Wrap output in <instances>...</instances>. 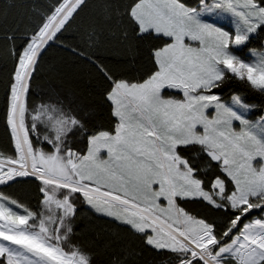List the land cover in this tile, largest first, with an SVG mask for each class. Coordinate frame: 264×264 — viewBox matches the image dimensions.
<instances>
[{"label": "snow or ice", "instance_id": "6c2138e0", "mask_svg": "<svg viewBox=\"0 0 264 264\" xmlns=\"http://www.w3.org/2000/svg\"><path fill=\"white\" fill-rule=\"evenodd\" d=\"M85 2L58 0L20 49L14 34L4 37L16 61L6 114L14 154L0 152V186L34 180L43 198L34 211L0 191V264H91L70 241L78 201L167 264H264V117L253 123L251 105L216 91L237 79L264 93V52L251 62L234 54L264 32V0H128L124 38L159 41L154 67L133 82L98 65L114 121L88 135L81 153L68 143L86 131L81 121L54 105L30 109L28 93L41 55ZM187 202L222 215V228Z\"/></svg>", "mask_w": 264, "mask_h": 264}, {"label": "trees", "instance_id": "16d2710c", "mask_svg": "<svg viewBox=\"0 0 264 264\" xmlns=\"http://www.w3.org/2000/svg\"><path fill=\"white\" fill-rule=\"evenodd\" d=\"M128 0H86L81 9L40 57L31 80L28 106L54 105L75 116L86 131L69 134L73 150L87 151V136L100 130H110L114 118L106 99L109 81L99 71L103 65L115 78L140 81L153 70L152 50L159 41L137 40L129 32L121 13ZM196 5L197 0H185ZM58 0H0V152L13 155L14 147L6 123L7 98L16 61L10 53L11 45L5 35H15V46L20 49L38 23L42 14L50 12ZM92 37L90 40L89 37ZM261 46L264 32L250 39ZM83 53V55H81ZM216 91H225L224 97L239 92L245 101L258 106L262 112L264 93L252 89L237 79L228 80ZM30 122V119H29ZM35 141V137H33ZM43 146V145H38ZM211 179V175L208 177ZM4 191L32 210H39L42 194L38 182L20 180L11 186H0ZM197 217L214 220L217 230L224 224L222 215H211L200 203L182 205ZM255 216H259L255 212ZM70 241L90 255L91 264H167L168 257L145 245L138 234L118 221L96 213L88 206L79 208L72 220Z\"/></svg>", "mask_w": 264, "mask_h": 264}, {"label": "rangeland", "instance_id": "374dc122", "mask_svg": "<svg viewBox=\"0 0 264 264\" xmlns=\"http://www.w3.org/2000/svg\"><path fill=\"white\" fill-rule=\"evenodd\" d=\"M190 6L194 7L196 5H190ZM219 23L225 27V30H234V25L231 23V19L227 16L219 17ZM250 41L251 40H249L246 43V45L240 46L238 49H234V54L239 56L241 59H243L246 62H251L255 59V57L252 55L253 51H255L257 53L264 52V40H263L261 46L255 45V44L251 43ZM217 93L221 96V99L226 103L231 102V97L233 95H238L241 97V99L245 103L251 105L252 107L250 108V110L247 113H245V117H246V119L252 121L253 123H255L257 120H259L261 117H264V107H263L262 112H260V113L256 112V109L258 108V106L254 103H249V102L245 101V99L243 98V96L239 92H233L232 94H230V96H226V97H224L225 91H217ZM76 204H78V202ZM255 217H257V216H255ZM198 218H200V217H198Z\"/></svg>", "mask_w": 264, "mask_h": 264}, {"label": "flooded vegetation", "instance_id": "af4514ba", "mask_svg": "<svg viewBox=\"0 0 264 264\" xmlns=\"http://www.w3.org/2000/svg\"><path fill=\"white\" fill-rule=\"evenodd\" d=\"M83 206H88L87 204L83 203V202H79L78 201V204H76V212L78 211L79 208H82ZM90 207V206H88ZM91 208V207H90ZM72 236V235H71ZM71 239V237H70Z\"/></svg>", "mask_w": 264, "mask_h": 264}, {"label": "crops", "instance_id": "0c3cea01", "mask_svg": "<svg viewBox=\"0 0 264 264\" xmlns=\"http://www.w3.org/2000/svg\"><path fill=\"white\" fill-rule=\"evenodd\" d=\"M257 218V217H256Z\"/></svg>", "mask_w": 264, "mask_h": 264}]
</instances>
